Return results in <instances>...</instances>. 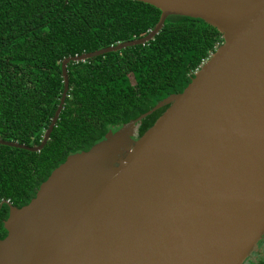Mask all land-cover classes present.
Wrapping results in <instances>:
<instances>
[{
    "label": "water",
    "instance_id": "obj_1",
    "mask_svg": "<svg viewBox=\"0 0 264 264\" xmlns=\"http://www.w3.org/2000/svg\"><path fill=\"white\" fill-rule=\"evenodd\" d=\"M133 1L160 10L154 29L65 58L40 145H0L40 152L65 103L67 66L145 45L169 16L202 20L222 43L182 93L69 156L27 205H10L0 264H244L264 237V0Z\"/></svg>",
    "mask_w": 264,
    "mask_h": 264
},
{
    "label": "trees",
    "instance_id": "obj_2",
    "mask_svg": "<svg viewBox=\"0 0 264 264\" xmlns=\"http://www.w3.org/2000/svg\"><path fill=\"white\" fill-rule=\"evenodd\" d=\"M160 14L133 0H0V140L40 145L64 90L61 62L143 38ZM221 43L202 20L169 16L145 45L70 63L69 90L44 148L0 145V240L10 205H27L69 156L182 93ZM165 109L142 119L137 137Z\"/></svg>",
    "mask_w": 264,
    "mask_h": 264
},
{
    "label": "flooded vegetation",
    "instance_id": "obj_3",
    "mask_svg": "<svg viewBox=\"0 0 264 264\" xmlns=\"http://www.w3.org/2000/svg\"><path fill=\"white\" fill-rule=\"evenodd\" d=\"M258 260V261H257ZM264 264V237L257 243L255 249L250 254L244 264Z\"/></svg>",
    "mask_w": 264,
    "mask_h": 264
},
{
    "label": "rangeland",
    "instance_id": "obj_4",
    "mask_svg": "<svg viewBox=\"0 0 264 264\" xmlns=\"http://www.w3.org/2000/svg\"><path fill=\"white\" fill-rule=\"evenodd\" d=\"M132 132L135 133L134 129H132ZM132 132H131V133H132ZM257 261H258V260H257Z\"/></svg>",
    "mask_w": 264,
    "mask_h": 264
}]
</instances>
